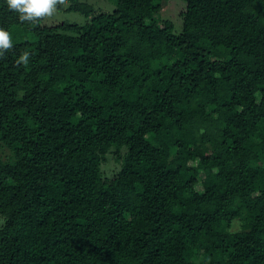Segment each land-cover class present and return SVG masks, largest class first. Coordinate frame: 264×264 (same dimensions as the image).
Wrapping results in <instances>:
<instances>
[{
    "label": "trees",
    "instance_id": "1",
    "mask_svg": "<svg viewBox=\"0 0 264 264\" xmlns=\"http://www.w3.org/2000/svg\"><path fill=\"white\" fill-rule=\"evenodd\" d=\"M64 1L0 0V264H264V0Z\"/></svg>",
    "mask_w": 264,
    "mask_h": 264
},
{
    "label": "clouds",
    "instance_id": "2",
    "mask_svg": "<svg viewBox=\"0 0 264 264\" xmlns=\"http://www.w3.org/2000/svg\"><path fill=\"white\" fill-rule=\"evenodd\" d=\"M64 0H6L8 9L19 14V19L30 24H42L54 18L58 5ZM13 47L11 33L0 27V55ZM32 59L28 52L22 53L16 63L28 65Z\"/></svg>",
    "mask_w": 264,
    "mask_h": 264
},
{
    "label": "rangeland",
    "instance_id": "3",
    "mask_svg": "<svg viewBox=\"0 0 264 264\" xmlns=\"http://www.w3.org/2000/svg\"><path fill=\"white\" fill-rule=\"evenodd\" d=\"M83 1L91 4L96 11L111 12L116 7L115 0H83ZM66 5H67L66 1L58 5L56 15L54 16V18L48 20L46 23L62 22V21L80 24V25L85 23L86 19L82 14L75 11L66 10L65 9ZM182 9H184L183 3L169 0L162 5L159 16L161 18L171 20L174 24V29L176 31H179L181 28V20L179 17V13ZM13 31L14 32L11 33L12 42L20 41L30 37L27 31L25 32L20 31V29L18 30L14 29ZM110 165H112V160L106 163L104 167L107 168Z\"/></svg>",
    "mask_w": 264,
    "mask_h": 264
}]
</instances>
